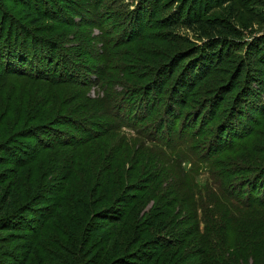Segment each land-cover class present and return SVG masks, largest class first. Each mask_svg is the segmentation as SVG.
<instances>
[{
  "label": "trees",
  "instance_id": "obj_1",
  "mask_svg": "<svg viewBox=\"0 0 264 264\" xmlns=\"http://www.w3.org/2000/svg\"><path fill=\"white\" fill-rule=\"evenodd\" d=\"M9 1L0 0V55H7L13 62L20 61L22 65H17L20 69H13L23 75H31L23 67V63L26 64L27 61L22 54L20 56L23 59L16 54L19 51L32 56L33 62L38 66L37 78L53 83L66 84L65 82L77 80L78 83L87 84L89 80H86L79 67H85L86 72L95 70L89 64L77 62L72 57L69 51L76 47L65 48L61 45L53 48V44H49L42 34L35 32L31 26L34 25L33 21L30 20L27 24L19 17L24 10L14 8L15 5L12 7ZM12 1L16 5L25 4V0ZM61 1L32 0V5L38 14L48 19L59 18L68 10ZM91 1L92 6L85 4L86 10L89 11L87 16L80 11V15L85 18L84 22L103 26L109 17L107 23L111 22V28L115 22L121 27L115 31L117 38L111 36L108 39L109 42L112 41L111 45L107 40L106 47L109 49L108 55L105 56L108 61L116 49L118 58H115L113 63L117 60L116 67L121 72L132 76L138 73V76L144 77L147 73H155L154 68L157 69V66L153 62L169 55L180 42H185L183 37L175 36L172 30L177 27L175 18L162 19L163 16L158 15L161 13H158V10L155 12V6L158 4L156 2L162 0H139L140 3L132 10L126 9L122 0ZM188 3L189 1L186 2ZM223 4V0H208L206 3L190 0L187 7L182 6V1L177 13H183L187 8V19L183 21L190 27L199 25L200 37L205 38L202 31L206 28L209 31L207 35L224 33L226 36L219 38L215 44L207 45L204 41L202 48L197 46L190 56L187 50L178 48V60L171 61L172 67L176 65L177 69L180 68L175 77H172L174 73L170 78L167 77L168 74H155L144 83L128 82V88L122 95L128 99L129 106L134 109L145 108L148 111L147 116L154 117L160 137L165 139L161 142L153 136L150 137V133V136H147L144 131H135L136 136L143 142L145 140L155 145L154 148L163 156V165L158 162L156 175L153 180L149 178L152 183L156 182L149 194L146 195L142 184V181H145L142 178L135 181L133 177L135 182L128 183L129 175L123 173L125 165L128 164L127 153L121 147L108 150L106 146L109 144H99V140L104 136L99 133H92L93 138L62 137L59 141L61 143L54 145H45L37 140L34 145L25 144V149L21 150L22 154L11 152L9 145L0 148V153H6L0 155V168H5L0 174H9L8 184H2L3 178L0 177V232L6 234H0V264H264V130H255L252 125H247L258 115L257 104H264L254 87H247L248 78L252 77L253 72L264 75V70L261 69L264 67V37H255L247 43L248 51L244 56L243 70L239 69L236 84L226 89H230L232 94L223 110L221 123L214 127L211 136L205 131L207 123L201 121V127L188 131V140L181 141V135L176 134V123L172 120L178 121L177 118L194 112L195 121H200L201 117H209L206 114L201 116L203 110L209 107L213 109L214 104L216 111L223 108L221 102H215L214 96L204 98L196 106L191 105L195 101L193 93L197 92L196 88L200 83L198 81L212 70L215 62H221L218 57H224L223 53L215 52L217 45H220L218 49H225L230 43V47L233 46L236 52V45H239L237 39H241V32L231 31V25L203 18L215 5L221 8ZM182 8L185 9L181 10ZM191 13H194L193 17ZM229 37L233 39L229 40ZM215 55L218 57L215 58ZM188 56L192 58L185 63V60L189 59ZM230 61H225V64L231 63ZM235 62L236 59L233 63ZM233 63L226 67L227 75L229 72L237 73V67L233 68ZM200 65L201 68H206L203 73L187 82V74L200 69ZM48 66L50 71L46 70ZM52 67L57 69L55 74ZM257 67H260V70ZM58 71L64 73L62 81L56 74ZM245 77L247 79L242 81ZM54 79L58 81H52ZM162 102L164 106L161 111ZM36 104L37 109H41L43 102ZM219 104L221 105L218 106ZM241 107L246 108L245 112ZM178 110H181L179 117ZM187 110L190 112L186 113ZM216 111L213 114H216ZM183 112L186 114L182 115ZM241 112L247 117L246 124V117L241 118ZM214 118L215 115L210 117L208 123L211 124ZM189 123L191 127L192 122ZM228 124L239 125V131L234 138L236 141L240 138L239 144L227 143L222 136H216L217 132L224 133L223 128H227ZM116 128L120 127L111 125L109 130ZM193 130L197 137H206L203 146L215 150L229 146L223 155L236 157L227 164H214L223 167L221 169L214 171L209 168L208 182L216 186L215 190L220 191L219 198L216 195L215 199L212 198L209 184L201 187L198 183L201 179L197 182L194 178L192 172L199 170L194 168V162L189 169L190 174H187L183 167L185 160L188 161L187 154L192 153L197 159L191 146L194 139ZM48 131L57 132L56 129ZM254 136L260 141H252ZM234 143L235 145H232ZM215 145L220 147L216 148ZM224 145L226 146L223 147ZM69 146H76L77 151H61L65 148L71 149ZM180 147L186 150L183 154L185 160H181L184 159L181 157L176 162L173 160V152L168 153L166 149L174 151ZM57 150L60 152H56ZM115 153L120 157L116 159L112 155ZM48 158L54 161L49 162ZM198 159H202L205 164L211 162L210 158ZM170 164L179 171L176 179L170 177ZM51 166H54L56 171L52 179L49 178L53 172L50 171ZM196 175L199 178L201 174ZM4 178L8 179L6 176ZM102 187V192L97 194L98 189ZM145 187L149 188V185ZM131 189L133 190L129 194L127 191ZM179 197L182 200H179ZM150 203L152 205L146 208ZM233 204L251 213L239 211L240 217L235 220L236 209L232 207ZM182 210L189 212L188 215L184 214V219L181 216ZM192 221V226L190 224L182 227L184 223ZM178 228L179 230L175 231ZM189 234L195 235V238L184 246L187 242L184 236ZM143 237L144 242L127 253L134 245H138ZM14 243L18 249H22L21 252L14 251ZM119 255L121 256L118 257ZM249 256L254 261H249Z\"/></svg>",
  "mask_w": 264,
  "mask_h": 264
},
{
  "label": "rangeland",
  "instance_id": "obj_2",
  "mask_svg": "<svg viewBox=\"0 0 264 264\" xmlns=\"http://www.w3.org/2000/svg\"><path fill=\"white\" fill-rule=\"evenodd\" d=\"M116 1L117 0H115V2ZM182 1V6L186 5L188 7V5L190 4V0H162V2L159 1L161 3H154V6L156 4L155 12L158 10V13H161L158 15L163 16L162 19H164V17H172L173 19L175 18V24L177 27H174L172 30H174L175 36L183 37L185 39V42H180L174 49H172V51L169 52V55H165V57L158 58L157 61H154L153 63H155V65L157 66V69L154 68L155 73H147L148 75L144 77L143 75L138 76V73L136 76H132L127 72L119 71V69H117L116 67L117 60L113 63V60L115 58H118V52L116 49L112 52V55L107 61L105 57L106 55H108L107 49H109L108 47H106L107 40L111 36L117 38L115 31L117 32L121 27L119 26L118 22H115L113 23V28H111L109 25L111 24V22L107 23V19L109 17L106 18L103 26H100L99 24H88L89 22H84L85 18L80 15V11H82L83 14L87 16L89 11L86 10L85 4H93L91 0H62L61 3L63 4V6H66L68 10H66L64 14L61 13L63 17H50L51 19L38 14L36 8L34 7V5H32V0H25V4H23L24 6L16 5L14 1L10 0L9 3L12 7L13 5H15L14 8L24 10L19 17H22L24 19L23 21L26 23H29L30 20L33 21L34 25L31 26L33 27L35 32L42 34L49 42V44H53V48L55 46L61 45H63L65 48L67 46L72 48L76 47L74 49L75 51H69L72 57L76 59L77 62H83L86 65L89 64L95 71L90 70L89 72H86L85 67H79L80 71H82L84 76L86 77V80L87 78L89 80V82L87 81V84L78 83L77 80L74 82H65L66 84L53 83L50 80H44L42 78L36 77V68L38 66L33 62L34 59L28 53H21L19 51L16 52L18 56L22 54L24 60L27 61L26 64L23 63V67L28 71V74H31L30 76L23 75L22 72L13 69L14 67L17 68V65H22L20 61L14 60L13 62V59L6 57L7 55H5V57L0 55V148L9 145V150H11V152H21L22 154L21 150L25 149V144H28L30 146L34 145L37 140L45 145H54L55 143H58L60 141V138L62 137L73 136L74 138H93L94 135H92V133H99L100 135H104L103 138L99 140V144H101L102 146H106V144H109V146H106L108 150L112 147H121L122 150L127 153L126 163L128 164L127 166L125 165V171H122L123 173L129 175L128 183L130 184L132 182H135L137 178H142L145 181H142V184L146 190V195L149 194L153 189V184L156 183H152L149 178L153 180V176L156 175L155 169L157 170L159 167L158 162H160L161 166L163 165V161H161V158L163 156L157 152L156 148H154L155 145L150 144L145 140L143 142L140 137L136 136L135 131H144L147 136H150V133V137L153 136L155 139L160 140L161 142H164L165 139H162L160 137L161 134L158 132L155 126L153 120L154 117H148V111L145 108H135V110L134 108L129 106V104H127L128 99L123 98L122 95L128 88V82L144 83V81H147L149 78H151V76L155 74H164V76L168 74L169 76L167 77L170 78L174 73L172 77H175V75L180 72V68L177 69V67H175L176 65L172 67L171 65L173 62L171 61H174L176 59L178 60L177 57L180 56L178 52L176 53L178 48H184L185 50H187L190 56L191 51L195 50L197 46H201L202 48V46L204 45V41L207 45H210V43L215 44V42H217L219 38L226 36V34L222 33V31H220V33L222 34L214 36L207 35L209 31L206 28L205 31H202V35L205 38L200 37V31L198 30L199 25L194 24L190 27L189 24H186L183 21L184 19H187V8L181 9H185L183 13H177V9ZM187 1H189L188 4H186ZM200 1L202 3H206L208 0ZM223 1L224 4L221 5V8L219 7V5H215V8H211V10L208 11L207 15L203 18H205V20L211 19L212 22H220L223 24H227L228 26L231 25V27H229L231 31H234L235 33L236 30L241 32V39H237L239 45H236V52L233 46L230 47V43L227 44L225 49H223V47H220V49L222 48L221 51H219L220 49H218L220 45H217V49L215 50V52L223 53L224 57L220 58L215 55V58L218 57L221 62H215L212 65V70L201 81H198V83H200L196 88L197 92L193 93V98L195 99V101L193 104H191L193 106H196L198 105V102H200L204 98H210L211 96H214L216 97L215 102H221L223 108H218L216 111V106L214 104L213 109L209 107L208 109L203 110L201 116L204 117L206 114L209 117L203 119L200 116V121H195L196 116L194 112L188 114L185 117H179L181 115V110H178L177 112H180V114L178 115L179 118H177L178 121H176V119L172 120L174 121V124L176 123V134L181 135V141H187V132L191 131L194 128L199 129L201 127V124L203 123H207V125L205 126V131L211 136L214 127H216L217 124L221 123L224 114L223 110H225V108L227 107L228 99L232 94L231 92H229L230 89H226L233 87L236 84L238 80V77L236 76L239 73V69L243 70L242 66L244 56L247 55L248 51L247 43L252 41L255 37H264V0H236V2L233 3H229L228 0ZM138 3H140L139 0H122V4L125 5L126 9L131 10L135 9ZM41 7L44 8L43 5ZM191 16L193 17L194 13H191ZM102 27H104V29ZM228 39L232 40L233 38L229 37ZM111 42H109L110 45ZM158 44L162 43L158 42ZM5 50H8V48H5ZM191 58L189 57V59H186L185 63L189 62ZM224 59L226 62L231 60V63L225 64ZM234 59H236L235 63H233ZM232 63L233 68L237 67V73L229 72V74L227 75L225 69L226 67L231 66L230 64ZM257 65L259 66V64ZM201 66L202 65H200L201 70L199 68L196 71L189 70L190 72L186 76L187 82L191 81V79H193L195 76L203 73L206 68H201ZM52 68L53 73L55 74L57 69L55 67ZM257 68H259L260 70V67ZM261 69L264 70V67L262 66ZM46 70L50 71V67L48 66ZM59 73L56 74L62 81V79H64L62 76L64 73ZM244 79L247 78L245 77L241 80L243 81ZM248 79L249 80L247 87H254V90H256V92L261 95V99L264 103V75H260V73L256 71L253 72L252 77ZM52 81L58 80L54 79ZM79 92L81 93V95L78 96L77 93ZM42 102V108L40 107L41 109H37L38 104L36 103ZM221 104H219L218 106H220ZM161 106L162 111L164 106L163 102L161 103ZM121 107L123 108L121 109ZM205 108L206 107H204V109ZM257 108L258 110L256 114L258 115L256 116V119L251 121V124L247 125H252V129L255 130H264V104L259 105L258 103ZM241 109H243V112H245L246 110L245 107H241ZM214 111H216V114H213ZM188 112L190 111L187 110L186 113ZM243 112H241V118L244 119L246 115ZM186 113L183 112L182 115ZM198 113H200V111H198ZM214 115L215 120H213V122L209 124L208 120H211L210 117H213ZM246 121L247 117L244 119L245 124ZM189 122H192L191 127H189ZM111 125L119 126L120 128L109 130ZM247 125L245 126V128L247 127ZM227 128H223V130L225 131L222 134L217 132L216 136H219L220 138L222 136V139L227 141V143L237 142V144H239L240 142L238 141H240V138L238 141L234 139L236 133L239 131V125L228 124ZM49 129H56L57 132L48 131ZM226 131L228 133H226ZM193 135L194 139L191 143V146L193 148L194 154H196L197 156V159L195 158V155L189 153L186 155L188 157V161L185 160L183 154L186 150H184L182 147L176 148L174 151L170 149H166V151L168 153L173 152V160H175L176 162H178V159H181V157L184 158L181 160H185V162L183 163V167L187 171V174H190L189 169H191L193 165L192 162H194V168L199 169L196 172H192L194 178L197 179V182L198 179H201L198 182L201 187L209 184L208 188L212 192V198L215 199V195L219 198L221 196L219 194L220 191L217 189L215 190L216 186H213L208 182L210 178V169L214 171L219 168L221 169L223 167L219 165L214 166V164L217 165L218 162L227 164L229 161H234L236 157L233 158L232 156L223 155L225 154V149L229 147H225L227 144L223 146L225 148H222V150L209 149L206 146L202 145L203 141L206 140V137H204V135L203 138L197 137L195 135V132L193 133ZM237 136L241 137L243 135ZM226 137L228 139L230 138V140L224 139ZM252 141L258 142L260 140L256 136H254L252 138ZM166 144L169 145L168 143ZM232 145H235V143ZM69 147L71 149L65 148L61 151H77L76 146ZM215 147L217 148L220 146L215 145ZM56 152L59 153L60 150H57ZM9 153L7 155L10 156ZM5 154V152L0 153L1 156ZM112 155H114L116 159L120 157L119 155H116V153ZM51 156L53 155L51 154ZM199 157L204 159L210 158L211 162L205 164L202 159H198ZM48 160L49 162L54 161L51 158H48ZM164 162L167 163L166 161ZM127 169H129V171ZM4 170L5 168H0V171ZM50 171H53L52 174L49 175V178L52 179V177L56 175L54 173L56 172L54 171V166H51ZM170 171L171 178L176 179V177L179 176V171L174 165L170 164ZM196 173L201 174L199 178ZM5 176L8 178L7 180H5ZM0 177L3 178L2 184H8L7 182L9 181V174H0ZM125 177L126 175L124 176V178ZM133 177L135 181H133ZM124 183H126V180L124 181ZM151 183L152 185H150ZM146 185H149V188L145 187ZM103 189V187L98 189L97 194H100ZM132 190L133 189L127 192H129L130 194ZM234 193L238 194L237 192ZM129 194H127V196ZM178 199L182 200L180 197ZM151 205L152 203L147 204L146 208H149ZM232 207L236 209L235 220L240 217V212L251 213V211L243 210L235 204H233ZM176 210L177 209H175V211ZM184 214L188 215L189 212L182 210L181 216L183 219ZM193 223L194 221H192L191 223H184L182 227L189 226L190 224L192 226ZM178 230L179 228L175 229V231ZM175 231L172 230V232ZM0 234L6 235L3 231H1ZM189 236H184V238L187 239V242H185L184 246H186L195 238V235H192L190 237ZM144 240L145 237H143L138 242V245H134L133 248H131L127 253L133 251L136 247L141 245ZM16 246L17 244L14 243V251L16 253L21 252L22 249H18L19 247L17 248ZM120 256L121 255H119L118 257ZM248 260L251 262L254 261L251 256H249ZM7 262H10V260H7Z\"/></svg>",
  "mask_w": 264,
  "mask_h": 264
}]
</instances>
